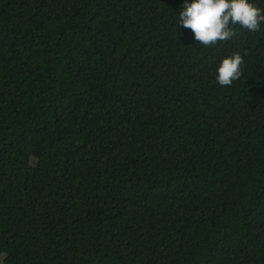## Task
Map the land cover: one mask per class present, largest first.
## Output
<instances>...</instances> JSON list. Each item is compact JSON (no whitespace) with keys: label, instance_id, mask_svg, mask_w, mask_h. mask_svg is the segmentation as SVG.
<instances>
[{"label":"trees","instance_id":"16d2710c","mask_svg":"<svg viewBox=\"0 0 264 264\" xmlns=\"http://www.w3.org/2000/svg\"><path fill=\"white\" fill-rule=\"evenodd\" d=\"M183 3L0 0V264H264V23Z\"/></svg>","mask_w":264,"mask_h":264},{"label":"clouds","instance_id":"9594fccd","mask_svg":"<svg viewBox=\"0 0 264 264\" xmlns=\"http://www.w3.org/2000/svg\"><path fill=\"white\" fill-rule=\"evenodd\" d=\"M262 23L264 8L255 0H184L179 12V25L191 29L196 44L205 48L231 41L238 35L237 29L257 32ZM243 64L239 52L225 55L216 68L217 83L232 86L240 79Z\"/></svg>","mask_w":264,"mask_h":264}]
</instances>
